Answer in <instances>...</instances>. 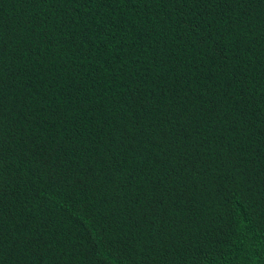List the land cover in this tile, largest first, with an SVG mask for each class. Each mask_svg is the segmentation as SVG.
<instances>
[{
    "label": "trees",
    "instance_id": "16d2710c",
    "mask_svg": "<svg viewBox=\"0 0 264 264\" xmlns=\"http://www.w3.org/2000/svg\"><path fill=\"white\" fill-rule=\"evenodd\" d=\"M0 264H264V0H0Z\"/></svg>",
    "mask_w": 264,
    "mask_h": 264
}]
</instances>
